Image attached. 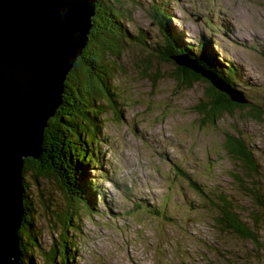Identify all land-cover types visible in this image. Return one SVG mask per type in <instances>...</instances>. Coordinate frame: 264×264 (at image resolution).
Instances as JSON below:
<instances>
[{"label": "rangeland", "instance_id": "374dc122", "mask_svg": "<svg viewBox=\"0 0 264 264\" xmlns=\"http://www.w3.org/2000/svg\"><path fill=\"white\" fill-rule=\"evenodd\" d=\"M98 1L106 8L105 3L121 6L125 15L119 21L124 28L134 37L142 32L145 36V45L128 40L123 51L113 49L114 54L121 53L120 59L112 52L104 55L110 74L79 68L89 82L98 80L94 73L104 78L115 100L113 104L106 95H92L98 104L93 111L97 120L90 117L95 127L88 135L96 137L93 152L100 165L86 171L103 196L99 192L90 196L95 207L91 213L81 209L75 214L66 238L71 200L42 166L29 168L23 184L26 200L33 201L36 212L27 218L29 239L21 234L25 251L44 264L55 238L58 242L62 238V245L63 240L71 241L73 264H264V0H156L165 5L171 28L180 37L193 48L201 38L209 40L215 60L224 69H236L235 92L248 99L256 116L248 115L250 108L237 109L216 123L207 122L199 112L209 82L187 87L176 63L152 55L165 46L151 15L153 1ZM81 112L76 117L84 119V109ZM228 136L244 137L256 171L228 154ZM179 168L211 199L217 194L232 197L235 212L259 241L221 232L215 224L217 212ZM258 189L263 207L253 197ZM58 212L66 215L60 220Z\"/></svg>", "mask_w": 264, "mask_h": 264}, {"label": "trees", "instance_id": "16d2710c", "mask_svg": "<svg viewBox=\"0 0 264 264\" xmlns=\"http://www.w3.org/2000/svg\"><path fill=\"white\" fill-rule=\"evenodd\" d=\"M152 1L153 2L149 6L151 9V15L153 16L154 21L160 26L165 38L163 52L160 50H154L156 54L152 55L160 61L175 63L171 59L172 56L187 54L191 58L196 59L206 70H210L214 74L218 75L235 90L237 88L236 83L238 81V78H236V69L233 67L224 69V65L217 59L215 60L213 55L214 50L212 49L210 41L205 38H201L197 46H194L193 48V45H190V43H187L182 37H180V34L177 33L176 29L174 30L171 28L170 21L172 20L165 5L156 0ZM105 4L108 5L107 7L109 9L99 1L97 3V13L94 17V26L89 35L88 46L66 78V89L63 95V104L59 108L60 110L58 109L56 116L50 119L49 126L45 129L43 155L39 160H33L32 158L25 159V166L23 170L24 175L29 168L34 169L39 168L38 166H42L44 169L43 172L46 176H53L57 179V181H59L61 185L60 189L63 190V192L67 194L69 200H71L69 203L71 211L68 210L67 212L69 223L66 224L65 228L66 238H69L67 229L69 227H73L74 222L76 221L75 214L78 216L81 209H86L91 213V210L95 207V200L92 202V200H90V196L96 197V193L98 192L99 197L102 198L103 196V193L99 191L98 187L92 184L89 178L90 175H88L86 171V169L90 171L91 166L100 165V162L93 152L96 137L93 135L90 137L88 135L89 128L95 127L94 121L97 120L94 114L95 112L93 111L96 107H98V104L95 103V97L92 95H106L107 101L110 99L111 102L115 104L113 94H111L107 86H105L106 84L103 81L104 78H102L99 74L94 73L99 77L98 80L94 79L95 81L89 82L86 80V77L80 75L79 70L84 67H89L92 71L102 72L106 75L110 74L111 70L108 65L105 64L106 60H104V55H106V53L109 54V52H112L110 53L111 56L120 59L119 55L121 53L118 55H116V53L120 52V48L122 50L124 47L129 45L128 40L137 41L138 43L145 45V36L143 32L139 36L134 37L119 21V19H122L125 15L122 7L117 5L112 7L107 3ZM159 47L162 48V46ZM113 49H115V54L112 51ZM145 60L148 64H151L150 57H147ZM80 67L81 69H79ZM146 68L147 70L149 69L147 66ZM177 69L182 83L187 87L191 88L195 83L207 82V80L195 74L191 70L178 66ZM85 71L87 72L86 69ZM84 76H86V74ZM244 99L247 101L245 104L234 103L226 94L218 91L212 85H209L205 98L202 99V102L199 104V112L203 115V118L210 123H216V121L219 120L225 113H232L233 111H237V109L238 111H241L250 108L251 111L248 115L255 117L256 114L252 104L248 102L246 97H244ZM82 109H84L83 113L85 114L84 119L86 121L76 117V114H82ZM90 117L94 118L93 122L90 120ZM63 124L65 127L61 126ZM86 135L87 137H85ZM56 138L57 140H55ZM52 139L59 143L57 145V142L51 143L50 140ZM226 150L233 158L245 162L250 171H256L253 152L249 150L247 141L244 137L236 138L234 136H228ZM179 171L183 178L188 181V184L197 193L205 196L204 200L206 201V205H211V207L215 209L217 212L215 224L221 232H225L227 230L229 233H237L238 236L242 238H251L250 240L254 242L259 241L257 233L248 229L246 224L242 222L240 216L235 212L236 207L232 197H227L224 194H217L213 197V199H211L205 189L202 188L201 185L193 178H191L187 172L181 170L180 168ZM236 179L240 181L238 176ZM23 193L24 209L26 214L19 234L20 236L23 234L24 237L29 239L28 235L31 230V224L27 221V218L28 216L32 217V212L34 211L33 213L35 214L36 210L34 208L32 210V207L34 206L33 201L26 200L27 195L25 187ZM253 197L257 200L258 205L263 207L259 189L254 191ZM28 206L31 208H28ZM45 207L46 206H44V208ZM139 208L142 209L145 207L141 205ZM65 215L66 214L64 213L60 214L58 212L57 218L61 220V218ZM20 238L22 240V236ZM70 238L72 237L70 236ZM61 240L58 242L55 238V243L48 252L49 257L46 261L44 260V264H73V249L70 247L71 244L68 246L71 241L69 240L68 242L63 240L62 245ZM33 245L38 246L36 241ZM35 246L31 245L33 249H38ZM26 247L27 245L23 243L22 240V263L37 264L34 253L30 254L29 252H26ZM58 247L59 249L62 247V250H59ZM29 248L30 247L28 246V249ZM37 251L40 255H43V252L39 249Z\"/></svg>", "mask_w": 264, "mask_h": 264}, {"label": "water", "instance_id": "95a60500", "mask_svg": "<svg viewBox=\"0 0 264 264\" xmlns=\"http://www.w3.org/2000/svg\"><path fill=\"white\" fill-rule=\"evenodd\" d=\"M98 0H0V264L22 263L25 159L39 160L67 75L88 46ZM234 103L242 94L189 55L172 56ZM206 82V83H207Z\"/></svg>", "mask_w": 264, "mask_h": 264}, {"label": "bare ground", "instance_id": "6f19581e", "mask_svg": "<svg viewBox=\"0 0 264 264\" xmlns=\"http://www.w3.org/2000/svg\"><path fill=\"white\" fill-rule=\"evenodd\" d=\"M192 59H194V58H192ZM196 60V59H195ZM23 203H24V200H23ZM20 231V230H19ZM20 235V234H19Z\"/></svg>", "mask_w": 264, "mask_h": 264}, {"label": "flooded vegetation", "instance_id": "af4514ba", "mask_svg": "<svg viewBox=\"0 0 264 264\" xmlns=\"http://www.w3.org/2000/svg\"><path fill=\"white\" fill-rule=\"evenodd\" d=\"M55 140H57V138Z\"/></svg>", "mask_w": 264, "mask_h": 264}]
</instances>
